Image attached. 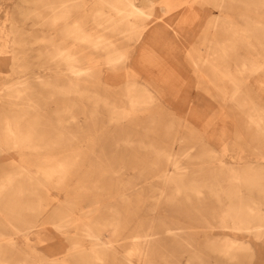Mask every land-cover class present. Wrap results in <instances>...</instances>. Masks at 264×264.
Instances as JSON below:
<instances>
[{
    "label": "rangeland",
    "instance_id": "rangeland-1",
    "mask_svg": "<svg viewBox=\"0 0 264 264\" xmlns=\"http://www.w3.org/2000/svg\"><path fill=\"white\" fill-rule=\"evenodd\" d=\"M59 1L0 0V93L6 81L16 78L12 70L26 66L28 88L23 96L33 106L19 123V135L33 141L39 131L45 130L41 129L43 125H55L58 117H64V125L78 133L74 144L77 151L68 150L72 159L67 160L68 169L59 188L53 185L37 188L33 180L18 172L16 164L20 156L39 170L53 169L54 164L44 162L41 151L34 150L35 147L28 146L19 152L7 149L6 158L0 157V176L7 173L13 176L8 185L12 188L0 194V203L13 192L20 208L17 217L21 216L18 232L10 236L15 246L9 247L3 242L5 238H0L3 261L0 262L93 263L88 251L93 246L99 247V242L85 236L82 227L75 223L61 231L53 225L54 217L71 214L78 216V221L89 223L92 231L99 232L103 239L112 240L116 254L108 255L105 264H125L124 255L132 247L133 236L144 234L151 238L146 246L148 254L141 260L131 258V264H264V230L259 233L232 230L220 223L219 213L223 211L206 192L200 199L191 195L187 198L186 194L172 192L173 186L159 182L167 164L166 153L176 157L184 167L182 171L187 173L180 178L181 185L207 179L210 168L220 161L239 169L247 165L264 168V136L246 114L247 110L264 113V73L240 83L231 100L228 96L233 85L207 64L214 52L220 50L219 43L231 41L235 48L229 52L237 55L252 52L245 47L246 40L241 39V34L235 37L232 27L248 26L250 21L264 22L263 1L150 0L146 4L136 0L135 5L143 15L132 20L142 27V34L136 42L119 39L117 43L121 50L131 53L128 66L140 52V66L134 71L128 68L126 80L144 83L154 91L156 99L146 112L134 111L127 120L116 124L109 120L103 103L77 95L66 97L61 88L67 83L66 77L54 72V65L47 73L43 72L46 47L60 35L49 25L48 5ZM98 10L107 12L108 8L97 0H88L73 12L82 14L81 24L86 29H100L93 21V17L99 20L93 16ZM105 34L121 36L110 31ZM251 42L256 44L254 40ZM143 43L145 48L139 51ZM13 47L19 52L20 61L23 59L15 67L10 58ZM78 51L86 57L95 53L89 48ZM254 51L264 54V48ZM95 54L94 76L96 73L102 76L108 67L101 60V52ZM228 59L229 70L234 72L235 57L232 54ZM117 68L113 74L124 76L125 70ZM45 74L50 80L36 78ZM238 78L243 80L244 76ZM126 80L109 83L91 79L81 85L110 102L124 104ZM71 105L75 117L72 120L65 111ZM262 127L264 130V124ZM54 151L57 153L58 149ZM185 154L188 157H183ZM11 161L15 164L9 165ZM39 180L44 179L39 176ZM237 185L241 196L257 203L264 212V193L254 186ZM19 186L21 190L16 193L13 188ZM158 189L163 192L158 193ZM36 204L43 205L41 212L36 210ZM222 236L238 242L231 245ZM215 237L218 238L210 241Z\"/></svg>",
    "mask_w": 264,
    "mask_h": 264
},
{
    "label": "bare ground",
    "instance_id": "bare-ground-1",
    "mask_svg": "<svg viewBox=\"0 0 264 264\" xmlns=\"http://www.w3.org/2000/svg\"><path fill=\"white\" fill-rule=\"evenodd\" d=\"M97 1L108 8L107 12L98 10L93 14V16L99 17L98 21H95L97 19L93 17V21L96 25L100 26V29H86L81 24V19L83 17L81 16L82 14L75 15V13L73 12L74 9L78 7L81 8L86 5V2H88V0H60L59 2L51 3L48 5V8H50L48 12L49 25L52 26L53 32H59L60 35L56 39L55 37L52 38V41L49 42V45L46 47V50L43 54L44 64L42 65V68L43 72L47 73L48 70L52 69L51 66L54 65V72H57L60 75L66 77L67 83L61 87L63 88L62 93L66 97L77 95L82 98H93L95 100V103H103V105L107 107V115L109 120L116 124L127 120L129 116L134 113V111L146 112L156 99L154 91L148 89L149 87H147L144 83H140L139 81L135 82L133 80H126V77L128 76V68H130L131 71H134L136 67L140 66V52H138V56L135 59L133 57L131 63L132 65L128 66L127 62L131 57V53L121 50L119 44L117 43L119 39L134 40L135 42L139 40L142 34V27L136 24L132 19L141 17L143 15V12L141 11V9L136 7V0ZM141 1L145 2L146 4H150L151 2L150 0ZM221 1L223 2L224 0H216V2ZM261 1H263L262 3L264 4V0ZM107 31L116 32L117 35L121 36L117 38H115L114 36H107L105 34ZM232 32L235 37L236 34H241V39L246 40L245 47L251 49L252 52L237 55L229 52V50L235 48V45L231 41H227V43L223 44L219 43L217 44V48H219L220 50L218 52H214L212 59L207 60V64L212 68L214 73H219L222 79L229 81L233 85L232 92L228 97L229 99L234 100L235 94L239 91L240 83L245 82L250 76L254 74L264 73V54L254 51L257 48H264V22L261 23L250 21L248 26L243 27H236L234 25L232 27ZM251 40L256 41V44L252 43ZM33 43L34 42H32V45ZM12 44L14 46V39L12 41ZM83 48L92 49L95 53L96 51L101 52V54H99L101 56V60L103 63L107 64L108 67V71L104 75L99 76V74L96 73L94 76L93 63L96 59L94 57L96 54L92 53L91 56L93 55V57H86L78 51L79 49ZM143 48H145V43L140 46L139 51ZM11 49V63L13 64V66L18 65L17 63L20 61V59L17 57V55L19 52L16 53L14 47ZM232 54L235 57L234 72H231L229 70L228 63L229 55ZM117 67L123 68L125 70L124 76H116V73L113 74L115 70L118 69ZM12 71L16 75V78L6 81L3 86V91L0 93V157L3 158V160L6 158V156L8 155L6 153L7 149L19 152L22 151L23 148L28 146L35 147L34 150H37L39 152L41 151V157L44 162H52L54 164L53 169L51 171L45 169L39 170L34 165L26 164L23 161V156H20L19 161L16 164L18 172L22 173L30 180H33V183L37 188H46L48 187V185H53L55 188H59L61 183H63L62 180L64 179L65 172L68 169L67 160L69 157H71L70 159H72V156L69 155L68 150L74 148L75 151H77V148L74 146V144L76 143L75 138L78 133L70 131L69 129L71 128H67V126L64 125L62 121L64 117H58L57 123L55 125H43L41 129L45 128V130L39 131L33 141L31 139L20 136L19 123L21 122V119L28 114L27 110H33V106H31L30 104V99H24V96L26 95L25 91H27L28 88L24 74V72H26V66H20L17 70L13 69ZM45 75H39L36 78H43L47 81L50 80V76L48 74ZM240 75L244 76L243 80H240L238 78V76ZM91 79H95L97 81H106L109 83L114 81L118 82L119 80L123 79L126 80L123 83V90L125 94L124 104H115L113 102H110L107 98L100 97L93 90H89L87 87L81 85V82ZM13 81L14 83L10 85ZM39 81L42 82V80L40 79ZM65 111L70 114L69 117L71 120L75 118L74 114H72V105L65 108ZM246 114L250 123L254 125L255 128L258 129L264 136V130L262 129V124H264L262 122L264 120V113H261L258 110H256L255 112L247 110ZM90 116L91 114H89L88 117ZM56 148L58 149L57 153H55L54 151ZM50 152H53V154L49 157L48 154ZM2 153H6V155H1ZM172 156L173 155L171 153L164 154L167 164L159 175L160 183L166 186H173L172 192H175V194H186L187 198L191 195L195 196L197 199H200V195L206 192L207 194H209V196L214 198L217 204L216 206L220 207L223 211L219 213L221 217L220 223L225 224V226L227 225L228 228L232 230L241 232L245 231L249 233H259L264 230V212L261 208H259V205L257 203L246 201L241 196L237 185L241 183L248 186H254L259 189V191L261 190V192L264 193V188H262V183L264 182L263 167L247 165L239 169L235 166L228 165L220 161L219 164H216L210 168L209 176L207 177V179L200 181H189L187 184L181 185L180 178L187 173L185 174L182 171L184 167L180 165V161L176 157ZM183 157H188V154H185ZM12 164H15L14 161H11L9 163V165ZM38 175L41 176L44 180L40 181ZM12 178L13 176L11 175V173L0 176V194L3 192L5 194L6 188H12V186H8L11 184L10 182ZM13 189H16V193H19V191L21 190L20 186ZM159 192L162 193L163 190L158 189V193ZM22 194L21 196L24 195ZM6 198V201H2L0 203V238H5L3 239V242L6 245H9V247H13L15 246V242L10 236L18 232V225L21 222L19 218L21 216L19 215L20 217L18 218L17 213L19 212L20 208L19 203L17 202L18 198H13V192L10 191L8 193V197ZM21 198L23 197H20V199ZM154 200L156 201V199ZM35 208L38 212H41L43 209V205L36 204ZM44 208V210H46V207ZM53 209H55V207ZM23 212H27V210H24ZM85 215L87 214H84V216ZM54 218H56V220L53 221V225L57 230H60L65 226H71L75 223L76 225L82 227L85 236L99 242V244L97 243L99 247H94L93 245H91L93 247L88 251V255L93 261V263H91L92 261H90L91 264H105V259L108 257V255L112 253L116 254L112 240L109 238L103 239L102 235L99 232L94 233L89 223L85 221H78V216L74 217L70 214L67 216L63 215L58 218L56 216ZM30 226L33 227L32 224ZM109 226H111L110 223ZM217 238L218 237L210 239V241H215ZM221 239L226 242L228 241L231 245L238 242V240L232 239L227 236H222ZM150 241L151 238H149L148 234H144L142 236H133V240L131 242L132 247L124 255L123 261H125V264H131V258L141 260L144 254H148L146 246ZM94 245L96 246V244ZM220 246L225 247L221 244ZM232 248L230 247V249ZM214 249L212 250L214 251ZM223 250L221 251L222 253ZM228 250L229 249H227L224 253H227ZM11 253H13V251ZM75 254H77V252ZM72 255L73 254H71L70 256ZM78 255L81 256L83 255V253H78ZM83 257L85 258V256ZM6 261L8 260L6 259ZM1 262L0 264H3ZM56 263L58 262L53 261V264ZM45 264H50V261H48V263L46 262Z\"/></svg>",
    "mask_w": 264,
    "mask_h": 264
}]
</instances>
